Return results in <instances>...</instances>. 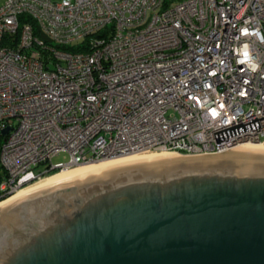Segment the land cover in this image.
Here are the masks:
<instances>
[{"label":"built area","instance_id":"2783aa9c","mask_svg":"<svg viewBox=\"0 0 264 264\" xmlns=\"http://www.w3.org/2000/svg\"><path fill=\"white\" fill-rule=\"evenodd\" d=\"M8 128L4 197L119 157L264 144V0H7Z\"/></svg>","mask_w":264,"mask_h":264},{"label":"water","instance_id":"95a60500","mask_svg":"<svg viewBox=\"0 0 264 264\" xmlns=\"http://www.w3.org/2000/svg\"><path fill=\"white\" fill-rule=\"evenodd\" d=\"M0 264H264V148L133 159L36 190L0 208Z\"/></svg>","mask_w":264,"mask_h":264},{"label":"bare ground","instance_id":"6f19581e","mask_svg":"<svg viewBox=\"0 0 264 264\" xmlns=\"http://www.w3.org/2000/svg\"><path fill=\"white\" fill-rule=\"evenodd\" d=\"M239 147H260V148H264V144H253V143H246V144H243L241 146H238L236 148H239ZM151 154H173V153H142V154H135V155H129V156H126V157H119V158H116V159H111L109 161H105V162H101V163H96V164H91V165H82V166H79L80 168H77V169H69V170H64V171H61L59 172L58 174H55L53 176H50V177H46L28 187H25L24 189L20 190L19 192H15L16 194L14 196H11L10 199H8L6 202H4V206L5 205H8L36 190H39L43 187H46V186H49L51 184H54V183H57V182H60V181H63V180H66L68 178H71V177H74L76 175H79L85 171H88V170H92V169H95V168H99V167H104V166H108V165H113V164H117V163H121V162H124V161H128V160H133V159H140V158H148V157H159V156H153ZM162 157V156H160ZM169 157V156H168ZM172 157V156H170ZM86 166V167H84ZM88 166V167H87ZM91 166V167H89ZM2 203V202H0ZM1 206V205H0Z\"/></svg>","mask_w":264,"mask_h":264},{"label":"rangeland","instance_id":"374dc122","mask_svg":"<svg viewBox=\"0 0 264 264\" xmlns=\"http://www.w3.org/2000/svg\"><path fill=\"white\" fill-rule=\"evenodd\" d=\"M6 1H7V0H0V8L4 6V4H5ZM151 155H153V156L156 155V156H159V157H160V156H162V157H168V156H169V157H170V156H172V157H174V156H181V155H176V154H151ZM182 157H184V156H182ZM60 159H61V161H68V156H67V155H63V156L60 157ZM84 167H86V166H84ZM87 167H88V166H87ZM89 167H91V166H89ZM77 168H80V167H76V168H73V169H77ZM71 170H72V169H71ZM52 176H53V175H52ZM49 177H50V176H49ZM35 183H36V182H35ZM32 184H34V183H32ZM32 184H30V185H32ZM30 185H27V186H25V187H28V186H30ZM25 187H23V188L17 190V192H19L20 190L24 189ZM17 192H16V193H17ZM16 193H14L12 196H14ZM9 197H10V196H7L6 199L8 200V199L11 198V197H10V198H9ZM2 200H3V199H2ZM7 200H6V201H7ZM6 201H4V202H6ZM4 202L0 203V205H1L0 208H2V207L4 206V204H3Z\"/></svg>","mask_w":264,"mask_h":264},{"label":"trees","instance_id":"16d2710c","mask_svg":"<svg viewBox=\"0 0 264 264\" xmlns=\"http://www.w3.org/2000/svg\"><path fill=\"white\" fill-rule=\"evenodd\" d=\"M4 141H5V138L0 134V147H1V145H2V143ZM55 174H58V173H53V174H51L49 176H52V175H55ZM3 175H4V171H3L2 166L0 165V200L6 199V197H4V195H5L6 192L1 189V187L3 186V183L6 182L5 180H3L5 178Z\"/></svg>","mask_w":264,"mask_h":264}]
</instances>
